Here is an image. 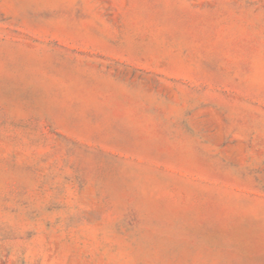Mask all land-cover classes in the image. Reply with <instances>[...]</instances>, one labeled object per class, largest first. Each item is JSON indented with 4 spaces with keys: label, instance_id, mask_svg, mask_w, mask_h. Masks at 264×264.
I'll return each mask as SVG.
<instances>
[{
    "label": "rangeland",
    "instance_id": "1",
    "mask_svg": "<svg viewBox=\"0 0 264 264\" xmlns=\"http://www.w3.org/2000/svg\"><path fill=\"white\" fill-rule=\"evenodd\" d=\"M0 264H264V0H0Z\"/></svg>",
    "mask_w": 264,
    "mask_h": 264
}]
</instances>
